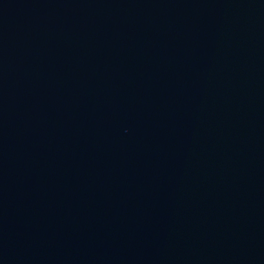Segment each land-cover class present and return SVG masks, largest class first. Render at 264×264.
I'll return each instance as SVG.
<instances>
[{
  "label": "water",
  "instance_id": "obj_1",
  "mask_svg": "<svg viewBox=\"0 0 264 264\" xmlns=\"http://www.w3.org/2000/svg\"><path fill=\"white\" fill-rule=\"evenodd\" d=\"M0 264H264V0H0Z\"/></svg>",
  "mask_w": 264,
  "mask_h": 264
}]
</instances>
